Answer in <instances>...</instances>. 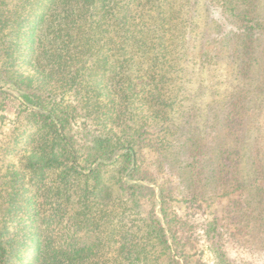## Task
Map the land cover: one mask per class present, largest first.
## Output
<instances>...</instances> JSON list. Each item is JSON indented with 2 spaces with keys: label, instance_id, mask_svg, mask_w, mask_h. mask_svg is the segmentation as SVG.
Listing matches in <instances>:
<instances>
[{
  "label": "trees",
  "instance_id": "16d2710c",
  "mask_svg": "<svg viewBox=\"0 0 264 264\" xmlns=\"http://www.w3.org/2000/svg\"><path fill=\"white\" fill-rule=\"evenodd\" d=\"M18 1L0 0V61L33 73L13 75L0 62V81L25 103L15 125L27 134L5 149L15 161L0 155V264H197L189 248L199 239L209 264H264L234 256L216 217L181 216L143 154L151 145L161 169L170 122L188 98L183 73L219 64L220 54L197 45L202 35L229 25L221 44L240 58L252 50L264 31L255 0ZM204 3L217 15L212 27L199 25ZM193 135L192 177L202 153L213 164ZM219 174L208 179L219 183Z\"/></svg>",
  "mask_w": 264,
  "mask_h": 264
},
{
  "label": "rangeland",
  "instance_id": "374dc122",
  "mask_svg": "<svg viewBox=\"0 0 264 264\" xmlns=\"http://www.w3.org/2000/svg\"><path fill=\"white\" fill-rule=\"evenodd\" d=\"M252 5L256 6V16L264 26V0H255ZM207 7L206 20L199 25L211 26L212 20L217 18L209 5L204 3L202 9ZM4 9L5 6L0 7L1 11ZM50 27L52 21L45 33ZM229 27L225 25L219 34L210 28L209 38L208 34L202 35L203 40L197 43L205 44V50L213 56L220 54L219 64L202 70L199 63L183 73L181 81L188 98L180 102L181 110L174 125L170 122L171 134L162 149L166 163L159 169V156L151 145L144 148L143 154L151 168H155L158 180L172 190V207L181 216L196 223L216 217L227 232V246L234 256L264 260V31L255 34L252 50L240 58L233 52L232 45L228 50L220 42ZM254 48L256 53L249 56ZM0 62L3 69L13 75L33 73L28 64L20 61L15 64L13 59L2 58ZM0 91L10 92L9 95L0 93V155L3 162L12 163L16 157L6 154V150L14 152L16 142H19L18 148L22 147L27 138V134L21 133L24 127L17 129L15 125L25 103L22 96L3 81H0ZM187 107H191V113L188 109L185 111ZM184 126L194 135L189 132L183 136L181 128ZM191 135L200 140L196 142L205 140V150L202 148L201 153L209 148L213 158V164L207 166L202 161L205 158L202 153L199 168L195 166L194 170L197 175L193 177L188 172L189 152H185L186 145L193 143ZM225 147L228 148L222 156ZM214 172L223 173L219 174V183L208 179ZM235 176L237 181H234ZM249 180L252 181L244 183ZM189 249L197 264L211 262L212 256L202 239Z\"/></svg>",
  "mask_w": 264,
  "mask_h": 264
}]
</instances>
